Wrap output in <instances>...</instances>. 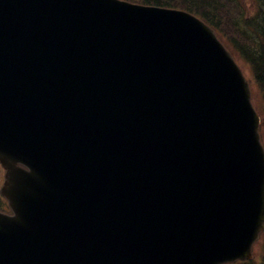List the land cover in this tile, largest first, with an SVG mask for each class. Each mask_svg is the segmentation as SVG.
Here are the masks:
<instances>
[{"label":"water","instance_id":"water-1","mask_svg":"<svg viewBox=\"0 0 264 264\" xmlns=\"http://www.w3.org/2000/svg\"><path fill=\"white\" fill-rule=\"evenodd\" d=\"M247 82L192 16L0 0V264H226L264 229ZM21 166L28 168V171Z\"/></svg>","mask_w":264,"mask_h":264},{"label":"trees","instance_id":"trees-1","mask_svg":"<svg viewBox=\"0 0 264 264\" xmlns=\"http://www.w3.org/2000/svg\"><path fill=\"white\" fill-rule=\"evenodd\" d=\"M127 1L182 9L196 15L214 28L222 37L224 43L237 54L239 60L249 69L252 76L251 83L255 85L256 90L263 98L262 116L264 120V0H253L254 18L245 22H242L239 10L236 7L234 11L230 10L226 7V3H221L220 0ZM240 12L243 13L242 9ZM226 14L235 18L241 30L228 23ZM244 31L246 34H243ZM244 264H264V251L259 262Z\"/></svg>","mask_w":264,"mask_h":264},{"label":"rangeland","instance_id":"rangeland-1","mask_svg":"<svg viewBox=\"0 0 264 264\" xmlns=\"http://www.w3.org/2000/svg\"><path fill=\"white\" fill-rule=\"evenodd\" d=\"M221 3H226V7L230 10L234 11V8L236 7L239 10V13L241 15L242 22L251 20L254 17V9H253V0H220ZM243 11L241 13L240 11ZM227 21L230 25H234L235 27H238L240 29V25L237 23L234 17H231L226 14ZM248 18V19H247ZM241 30V29H240ZM242 32V31H241ZM243 34H246L244 31ZM242 34V36H243ZM239 63L242 65V63L239 60ZM243 69H245L243 66H241ZM246 71V70H245ZM247 72V71H246ZM253 102L257 107V110L262 114V106H263V98L259 92L253 93ZM260 245L262 246L261 251L254 250V256L255 260H259L263 256V250H264V237H261V240L259 241Z\"/></svg>","mask_w":264,"mask_h":264},{"label":"flooded vegetation","instance_id":"flooded-vegetation-1","mask_svg":"<svg viewBox=\"0 0 264 264\" xmlns=\"http://www.w3.org/2000/svg\"><path fill=\"white\" fill-rule=\"evenodd\" d=\"M3 178V171L2 169L0 168V179ZM2 203H3V200H2Z\"/></svg>","mask_w":264,"mask_h":264}]
</instances>
